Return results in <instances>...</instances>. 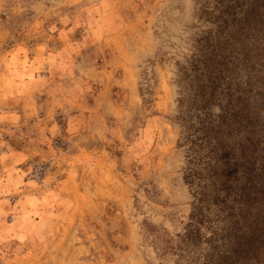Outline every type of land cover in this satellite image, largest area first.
Wrapping results in <instances>:
<instances>
[{
    "label": "rangeland",
    "instance_id": "obj_1",
    "mask_svg": "<svg viewBox=\"0 0 264 264\" xmlns=\"http://www.w3.org/2000/svg\"><path fill=\"white\" fill-rule=\"evenodd\" d=\"M213 0H0V264H184L179 69Z\"/></svg>",
    "mask_w": 264,
    "mask_h": 264
},
{
    "label": "trees",
    "instance_id": "obj_2",
    "mask_svg": "<svg viewBox=\"0 0 264 264\" xmlns=\"http://www.w3.org/2000/svg\"><path fill=\"white\" fill-rule=\"evenodd\" d=\"M179 69L175 122L192 199L184 264H264V0H213Z\"/></svg>",
    "mask_w": 264,
    "mask_h": 264
}]
</instances>
